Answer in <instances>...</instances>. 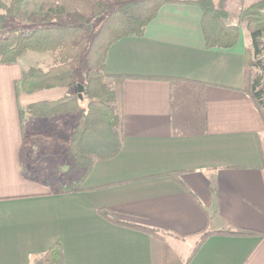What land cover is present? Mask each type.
Returning <instances> with one entry per match:
<instances>
[{
  "label": "crops",
  "instance_id": "crops-1",
  "mask_svg": "<svg viewBox=\"0 0 264 264\" xmlns=\"http://www.w3.org/2000/svg\"><path fill=\"white\" fill-rule=\"evenodd\" d=\"M202 16L194 4H165L144 36L110 48L103 73L122 148L73 192L36 161L41 150H67L78 115H26L23 126L20 110L75 87L18 92L28 55L0 63V264H38L55 244L64 264H181L183 243H194L191 255L203 232L231 228L257 234L212 235L189 264H264V121L245 91L250 45L226 19L240 25L238 43L208 48ZM102 209L115 210L112 220Z\"/></svg>",
  "mask_w": 264,
  "mask_h": 264
},
{
  "label": "trees",
  "instance_id": "trees-1",
  "mask_svg": "<svg viewBox=\"0 0 264 264\" xmlns=\"http://www.w3.org/2000/svg\"><path fill=\"white\" fill-rule=\"evenodd\" d=\"M24 0H0V63L14 64L29 52L52 54V65L29 68L24 71L18 92L32 94L41 90L84 86L83 99L77 90L61 99L31 104L21 108V124L25 116L51 118L58 115H78L76 128L66 156L73 162L72 170L81 173L74 182L62 190L73 192L79 189L99 160H111L122 148V118L118 109L117 95L112 78L103 73L110 48L125 37H142L147 26L156 18L159 10L168 3H186L199 6L203 11L202 32L208 48H233L240 38V25L226 23L229 0H118L119 6L111 10L103 1L93 6L96 18H105L98 32L80 11H69L54 4L41 6L27 21L28 28L12 25L9 17L17 19ZM40 16V24L33 25V18ZM240 21L246 24L252 46L245 51V91L252 98L264 121V0L255 1L241 9ZM85 63L82 72V64ZM180 83L178 80H171ZM264 163V143L261 144ZM113 209L100 213L109 218ZM152 235L158 233L141 227ZM256 232L240 228L203 232L192 254L185 261L189 264L200 245L212 235L249 236ZM38 264H64L60 244L46 252Z\"/></svg>",
  "mask_w": 264,
  "mask_h": 264
},
{
  "label": "rangeland",
  "instance_id": "rangeland-1",
  "mask_svg": "<svg viewBox=\"0 0 264 264\" xmlns=\"http://www.w3.org/2000/svg\"><path fill=\"white\" fill-rule=\"evenodd\" d=\"M5 3H10L11 0H2ZM99 0H24L22 4V10L20 11V14L18 15L17 19L14 17H9L10 23L12 25H18L19 27L28 28L32 25L27 21L28 17L32 13L39 12V9L41 6L49 5L52 6L54 4H59L60 2L66 3L64 5V8L67 10L73 12V11H80L86 15V18L89 22H92L94 25V32L93 34L97 33L99 28L101 27V24L105 18V15L103 17L96 18L93 15V6L96 4ZM106 3V5L109 6L110 11L116 9L119 6L118 0H100ZM59 2V3H57ZM241 0H229L228 2V12H227V20L228 22H234V23H240L242 25V36L245 35L247 37V40L249 42L250 47L252 46V41L250 38V34L248 30L246 29V24L242 23L240 21V12L241 9L245 6H248V2L245 1L241 4ZM241 4V6H240ZM63 5V4H59ZM66 6V7H65ZM4 14V11L0 9V15ZM33 25L40 24V16L37 15L33 18ZM245 32V33H244ZM264 54V53H263ZM28 55V56H27ZM24 57L23 61L29 66V68H42L44 70H47L45 68H49L52 65L53 62V55L52 54H39V53H33L29 52ZM26 66V65H25ZM86 67V64H82V72L83 68ZM77 90V87H75V90ZM71 138V137H70ZM57 151V150H56ZM40 153L42 154L40 157L37 158L36 167L40 170H45L47 173H49L50 183L56 185L57 187H61L62 185H68L71 182H74L77 180L78 177H80L81 173L75 170H72L73 168V162L67 158L66 156V150L56 158H54L52 155L54 154V151L50 152L48 149L41 150ZM39 156V155H38ZM194 243H189V241H186L183 243L182 247L184 248V258L181 264H186L185 260L190 256L191 250L193 248Z\"/></svg>",
  "mask_w": 264,
  "mask_h": 264
},
{
  "label": "water",
  "instance_id": "water-1",
  "mask_svg": "<svg viewBox=\"0 0 264 264\" xmlns=\"http://www.w3.org/2000/svg\"><path fill=\"white\" fill-rule=\"evenodd\" d=\"M84 89L85 88H84L83 84H81V83L77 84V92H78L80 99H83Z\"/></svg>",
  "mask_w": 264,
  "mask_h": 264
}]
</instances>
